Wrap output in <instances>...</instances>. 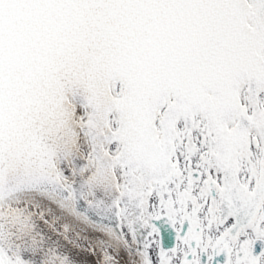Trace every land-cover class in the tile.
I'll return each mask as SVG.
<instances>
[{
	"label": "snow or ice",
	"instance_id": "1",
	"mask_svg": "<svg viewBox=\"0 0 264 264\" xmlns=\"http://www.w3.org/2000/svg\"><path fill=\"white\" fill-rule=\"evenodd\" d=\"M0 264H264V0H0Z\"/></svg>",
	"mask_w": 264,
	"mask_h": 264
}]
</instances>
